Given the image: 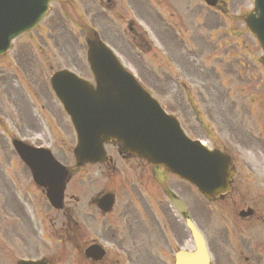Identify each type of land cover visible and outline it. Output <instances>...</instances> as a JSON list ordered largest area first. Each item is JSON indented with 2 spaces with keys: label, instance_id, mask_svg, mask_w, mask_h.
<instances>
[{
  "label": "water",
  "instance_id": "water-1",
  "mask_svg": "<svg viewBox=\"0 0 264 264\" xmlns=\"http://www.w3.org/2000/svg\"><path fill=\"white\" fill-rule=\"evenodd\" d=\"M44 6V3H39L30 8L26 0H22L19 5L16 4L13 7V15L19 16V22H24H18L17 25L15 23L17 21H14L16 18H13L12 14H8L10 21H13L9 22L12 28L18 27V29L12 31H22L29 27L30 23L41 17L40 13L43 11ZM5 8H9V6L2 3V12H5ZM26 23L27 25H25ZM247 26L256 35L264 51V0H255V10L253 14L247 19ZM106 59L110 60L108 56H106ZM262 64L264 65V61ZM93 72H95L94 69ZM126 81L129 85H134L131 80L127 79ZM102 82L103 85L100 86L99 90L95 93L83 88V90H86L88 95L90 94L93 97L88 110L94 111L93 114L89 115L86 110H80L89 100L81 99L77 102V97L75 96L70 97L69 100H67V109L69 111L68 113L73 119V124L79 128V131L85 139L82 140L81 144L85 145L90 143L94 146L98 145L101 147L106 141H114L117 144L120 143L126 149H134L132 152L135 154L137 153V155L143 157L145 160L155 163H162L172 172L178 173L181 176L186 177L193 172L194 178L190 179V177H188L189 181L192 180L202 193H207L205 188L208 186V180L211 179V182L214 180H219L220 166L218 165V157H210L209 155L202 152L192 150L191 146L186 145L185 141L184 143L180 142L179 146L176 145L173 148L172 145L177 141V139L172 138L173 134L169 124L174 130L175 128L171 123L168 124V119L163 116L157 105L155 103L152 104L138 88H136L139 92L137 95L135 94L136 99L132 97H125V100H130V102L133 104L132 108H138L136 105L138 100H140V103L145 106L146 110L141 109L138 121L143 123L148 130L145 134L144 140L141 139V141L136 143L137 145L139 144L137 148L130 145H127V148L123 141L118 138L117 140L115 138L114 133L111 130V128H114V125H111L113 122H111L110 116H106L104 119L100 115L102 110L109 106L110 99H115L114 93L117 94L121 90L118 84L112 82L109 84L106 82V80H103ZM60 101L62 102V100ZM124 104H127L126 101H124ZM129 110H131V108ZM95 114H97L98 118H92V116ZM122 114L125 115L124 112ZM117 116L118 114L116 113L113 118ZM160 128L163 131L160 130ZM96 133H100L97 138ZM172 140H175L173 144ZM77 157L81 159V161H84L83 154L78 153ZM209 160L212 163V169H208ZM187 162L188 165L185 164ZM206 173L208 174L207 176H205Z\"/></svg>",
  "mask_w": 264,
  "mask_h": 264
},
{
  "label": "flooded vegetation",
  "instance_id": "flooded-vegetation-1",
  "mask_svg": "<svg viewBox=\"0 0 264 264\" xmlns=\"http://www.w3.org/2000/svg\"><path fill=\"white\" fill-rule=\"evenodd\" d=\"M178 1L179 0H177V2ZM131 2L134 3L132 10L135 11V15L137 17H139V14L144 15L146 13L144 10H142L144 9V6L149 10L146 13V16H151L152 7L155 9V12H153L152 16L161 24L157 29L153 30L156 35L160 34L164 30L165 36L167 37H163L164 40L170 39L172 42L181 40L182 44L188 40V29H184L183 33L178 28L179 21L175 19L176 0H131ZM224 8H226V6L222 0H218L217 5L214 7V9L217 10L216 13L219 14V16L224 14ZM210 25L211 27H217L218 22H216L215 19H212L208 22V26ZM128 29L130 33L128 40H131V43H135L137 48L142 49L143 47L149 46L146 42L142 27L139 26V29H136L131 27V23H129ZM211 110L212 108L208 107V114ZM258 140L260 139L253 133L252 129L248 130L243 137L235 139V146L238 149L240 159H242L246 154L252 153L254 155H258L260 153H264V143H260ZM230 143H232V141ZM238 181L239 184L242 185L247 181V178L240 177ZM260 185L264 186V179L260 180ZM255 189L256 188L253 187V190ZM262 190L263 192H260L256 195L255 200H252L251 197V202L249 199H246L247 196L243 195L241 191L238 192L236 196L240 201L239 208L241 212H247L252 207L253 214L251 218L254 217L256 220H261L264 222V210L258 208L259 202L257 201L262 195H264V189ZM115 205L116 202L114 206ZM128 208V205H123V208L119 211V213L113 215L115 209V207H113L110 213L101 214L102 220L96 219L95 215H86L82 217L83 224H81L78 221V218H76V222L73 223L75 226L72 227V224L70 223L71 217L64 207L59 213H61L62 217L65 218V222L60 221V226H62V228H60L59 231L53 232V234L55 238L58 239L60 236L59 238L67 243H72L76 240L75 250L79 255L80 260L84 261L86 264H142L146 259V248H136V239L137 243L144 244L145 238H141L140 235L136 237L130 231L121 230V228H127L130 226V220L128 219L127 215ZM160 209L162 211V208ZM46 212H48V210H46ZM97 212L99 213L100 211L97 209ZM22 216L26 219L25 222L27 226L31 227L30 218L27 217L24 212H22ZM95 219L96 222L94 223V227L93 224L90 226V224L93 223ZM174 225L176 224L172 223V226ZM88 230H90V232H88ZM57 233L60 235L58 236ZM175 233L177 235V231ZM129 241L132 247L128 245ZM21 242L26 249V253L29 254L30 251L27 249V247L33 243V237L28 235L25 238H21ZM90 246L97 249L98 254L100 255L99 259L94 258L92 260L84 257L85 250ZM161 253L162 241L160 238L154 242V255L150 257L151 264L158 263ZM25 258L29 259L30 257L27 256ZM42 259L44 261L46 260L45 258ZM245 260L248 261L249 259L245 258Z\"/></svg>",
  "mask_w": 264,
  "mask_h": 264
},
{
  "label": "rangeland",
  "instance_id": "rangeland-1",
  "mask_svg": "<svg viewBox=\"0 0 264 264\" xmlns=\"http://www.w3.org/2000/svg\"><path fill=\"white\" fill-rule=\"evenodd\" d=\"M233 15V14H232ZM237 28H239V25L237 23ZM221 32H223V28L220 29ZM226 38V36H224ZM241 41L244 40V44L247 46L245 48V56L242 57L240 56L241 63H243V66L238 65V63H233L232 65V70L233 72L231 73V77H227L226 80H222L221 82H225L227 89L221 90L223 93L225 91L229 92V95H220V92L218 90L211 91V98H221L223 96V103L226 102V105L229 106L228 102L231 103H241L243 109L246 107V109L251 110L253 112L252 116H248V118H254L257 120L264 119V82L263 79L259 76L257 68L249 62L248 57H247V52L250 50H253L252 56L256 57L258 56V53L255 51L254 48H252L251 40L249 38H243L240 39ZM36 43L33 46V51L36 54L37 52L40 53L41 55V64L46 65V63L51 64L54 66L55 62V55L58 54L56 51V48L53 46V42H50L48 38L43 37H37L35 35V40ZM22 45V46H21ZM20 47L23 51L26 49V45L23 44V42H20ZM32 47V46H31ZM241 51L240 49L236 48L235 54L236 56L240 55ZM48 61V62H46ZM47 66V65H46ZM20 72V69H17ZM41 71L38 70L36 72L37 74L40 73ZM191 75H194L192 72ZM239 75L241 81L239 79L236 80L237 76ZM213 78L210 76L209 79ZM230 78H234V81L231 82ZM247 81V85L242 83V81ZM36 81V80H35ZM219 81V80H217ZM18 113L17 111H6V107L3 108V112L6 116V126L8 130L11 131H17V133H21L20 129L23 128L26 131H29L30 128L37 129L39 125H45V118L46 116L50 117H55L53 114L54 111L52 110L50 103L52 101L51 97L49 98L48 95H43L40 91L38 92L39 96L36 94L35 91H37V87L34 85H38L39 88L43 91V88L45 87L44 83H41L40 80H38V83L32 82L31 85L29 82L23 81L21 82L19 75H18ZM25 82V83H24ZM216 86V85H215ZM217 87V86H216ZM243 90L244 94H239L240 91ZM249 93V94H246ZM157 95V94H156ZM159 96V95H157ZM28 97V99H27ZM162 99V102L164 104H167L168 107L169 103L174 100L176 102L177 99H181L180 95L173 94V95H162L159 96ZM184 102L186 103L188 101L187 96H182ZM243 97V99H242ZM208 98V95H207ZM29 102V104L27 103ZM258 104V105H257ZM248 105H251L250 108ZM255 105V106H254ZM260 107V111H258V108ZM171 109V108H170ZM174 110V109H173ZM34 112L35 115L38 116L37 119L31 117V113L29 112ZM175 111H177L175 109ZM179 113V111H177ZM27 113V114H26ZM220 109L217 107H214L212 109V114L214 116L213 119H219L220 116ZM53 114V115H52ZM181 115V114H180ZM27 119V120H26ZM43 121H41V120ZM39 121L41 123H39ZM221 125V123H219ZM19 129V130H18ZM46 130V129H45ZM66 130H69L66 127ZM71 137L69 136L66 146L72 148L74 144V137H72V133L70 132ZM264 135V132H263ZM61 145V144H60ZM67 153H70V149L66 150ZM101 171L104 172V169ZM201 207L205 208L206 213L204 214V211ZM216 208V209H215ZM218 211L221 215V222L218 226L213 225V221L215 223L218 222V218L214 216L212 219L211 214H215ZM218 212L216 214H218ZM143 214V213H142ZM193 220L205 231H207L210 236L216 235L214 237L215 239V244L216 246L220 247V252L223 254L225 251L227 254H229L233 262L234 260L238 259L239 261L241 260V257L238 254V245H237V228L239 227L240 223H237V228H236V221L229 222L225 221L223 219V215L221 212V209H219V206L215 205L214 208L212 206H205L204 203H201L200 201L195 200V205H194V213H193ZM44 226L47 227V222H44ZM264 230V228H262ZM210 231V232H209ZM253 231H248L245 233L244 238L245 241L248 243V247H251L253 243L258 242L257 239L252 238V233ZM229 233L233 234V239L230 240L229 238ZM248 236V237H247ZM262 238L261 241L264 242V233L260 234ZM250 249V248H249Z\"/></svg>",
  "mask_w": 264,
  "mask_h": 264
}]
</instances>
